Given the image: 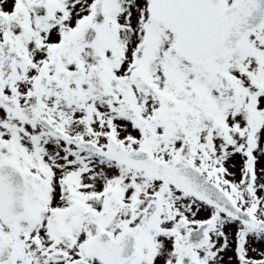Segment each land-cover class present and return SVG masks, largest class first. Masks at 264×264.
<instances>
[{
  "label": "snow or ice",
  "instance_id": "1",
  "mask_svg": "<svg viewBox=\"0 0 264 264\" xmlns=\"http://www.w3.org/2000/svg\"><path fill=\"white\" fill-rule=\"evenodd\" d=\"M0 264H264V0H0Z\"/></svg>",
  "mask_w": 264,
  "mask_h": 264
}]
</instances>
